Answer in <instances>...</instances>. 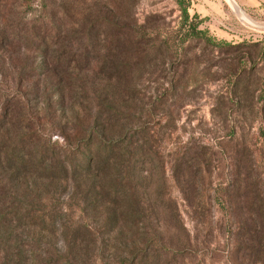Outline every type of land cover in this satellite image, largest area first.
Listing matches in <instances>:
<instances>
[{
  "label": "rangeland",
  "instance_id": "1",
  "mask_svg": "<svg viewBox=\"0 0 264 264\" xmlns=\"http://www.w3.org/2000/svg\"><path fill=\"white\" fill-rule=\"evenodd\" d=\"M180 1L0 0V264H264V4Z\"/></svg>",
  "mask_w": 264,
  "mask_h": 264
},
{
  "label": "trees",
  "instance_id": "2",
  "mask_svg": "<svg viewBox=\"0 0 264 264\" xmlns=\"http://www.w3.org/2000/svg\"><path fill=\"white\" fill-rule=\"evenodd\" d=\"M178 5H179V9H180V12H181V16H182V21L184 23H188V30H187V36H194V37H199L200 39L202 40H205L206 42L208 43H212L214 45V41H212L210 38H208L206 36V32L205 31H202V30H198L197 29V23H195V19L196 17L194 16V18H192L191 20H189V17H188V14H187V8L188 6L182 4V2L180 0H178ZM0 228H1V223H0ZM2 232L5 233V229L2 230ZM0 234H1V231H0ZM8 243V240L7 239H2L0 238V247H5V245ZM14 247V244L9 246V244H7V248L10 250V249H13ZM17 247V246H16ZM6 248V249H7ZM1 249V248H0ZM19 249V254H24L22 259H18L17 260V264H35L33 260H27L28 257H26L28 254L26 252H21V248L17 247L16 250ZM21 250V251H20ZM13 253V251H12ZM67 259V258H65ZM1 260V259H0ZM65 264H71L69 263V260L67 262H64Z\"/></svg>",
  "mask_w": 264,
  "mask_h": 264
},
{
  "label": "crops",
  "instance_id": "3",
  "mask_svg": "<svg viewBox=\"0 0 264 264\" xmlns=\"http://www.w3.org/2000/svg\"><path fill=\"white\" fill-rule=\"evenodd\" d=\"M241 6L244 8H258L264 4V0H237Z\"/></svg>",
  "mask_w": 264,
  "mask_h": 264
},
{
  "label": "bare ground",
  "instance_id": "4",
  "mask_svg": "<svg viewBox=\"0 0 264 264\" xmlns=\"http://www.w3.org/2000/svg\"><path fill=\"white\" fill-rule=\"evenodd\" d=\"M235 5V4H234Z\"/></svg>",
  "mask_w": 264,
  "mask_h": 264
}]
</instances>
